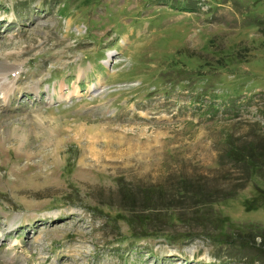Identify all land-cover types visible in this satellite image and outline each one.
Instances as JSON below:
<instances>
[{
    "label": "rangeland",
    "instance_id": "1",
    "mask_svg": "<svg viewBox=\"0 0 264 264\" xmlns=\"http://www.w3.org/2000/svg\"><path fill=\"white\" fill-rule=\"evenodd\" d=\"M8 66L0 264H264V0H0Z\"/></svg>",
    "mask_w": 264,
    "mask_h": 264
},
{
    "label": "trees",
    "instance_id": "2",
    "mask_svg": "<svg viewBox=\"0 0 264 264\" xmlns=\"http://www.w3.org/2000/svg\"><path fill=\"white\" fill-rule=\"evenodd\" d=\"M253 142V141H252ZM225 150H224V155L223 157L232 164H237V165H244L246 168L249 169H256L258 171H262L264 170V140H258L257 142H253V143H238L236 139H234L232 136H228V138L226 139L225 142ZM198 184V183H197ZM189 190H187L184 187L180 188L179 193L182 195L183 198H188L191 199L192 201H194L193 206H200V205H207L209 203H211V201L216 200L217 198H215L216 196L212 197L214 194H203L200 190L204 189V187L202 186H198V185H194L193 182L190 183V187L188 188ZM200 193V194H197ZM232 190H230V192H228L227 197L229 198L232 194ZM230 193V194H229ZM144 197L146 198H150L151 194L149 195H144ZM225 199V198H224ZM173 201V200H172ZM169 204L166 205V208H173L174 206L172 205L171 202H168ZM138 218V217H137ZM176 218L181 221L184 222L186 226H192V228H190L191 230H189L188 232L183 231V238L185 239V237H187L189 240L195 239L197 237H199V235H202L205 239L206 236L203 235L202 232H205V230L203 228H201L202 225H197L198 223H202L203 222L199 219V217H196V215H191L188 216V214L184 213L183 216L176 214ZM199 234V235H198ZM216 236V240L215 243L222 245L223 246H228L230 244H233L234 242L232 240H227V239H221L219 240L220 236H223L221 234H214ZM220 235V236H219ZM259 237L260 239V243L258 244V246L254 249L251 246H249V241L252 239H254V237H252L249 234V238L245 235L243 236H239L238 238L235 239V241H237L238 243H234V245L241 249V250H248V251H252L254 250L256 252V255H264V234H258L256 235ZM209 239H212V237L208 236ZM214 239V238H213ZM219 241H221L219 243ZM255 255V254H254ZM255 255V257H256Z\"/></svg>",
    "mask_w": 264,
    "mask_h": 264
},
{
    "label": "bare ground",
    "instance_id": "3",
    "mask_svg": "<svg viewBox=\"0 0 264 264\" xmlns=\"http://www.w3.org/2000/svg\"><path fill=\"white\" fill-rule=\"evenodd\" d=\"M12 69L13 68H10L8 66V67H5L4 70H0V94H2L4 97H5L6 94L13 93L12 85H10V83H6V81H5V79L7 77V74L5 72L6 71H12ZM14 73H16V72H14Z\"/></svg>",
    "mask_w": 264,
    "mask_h": 264
}]
</instances>
